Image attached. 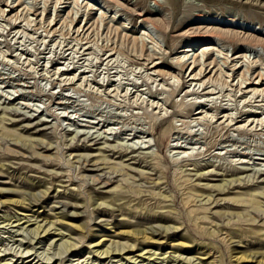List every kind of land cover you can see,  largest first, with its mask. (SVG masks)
<instances>
[{
	"label": "rangeland",
	"instance_id": "rangeland-1",
	"mask_svg": "<svg viewBox=\"0 0 264 264\" xmlns=\"http://www.w3.org/2000/svg\"><path fill=\"white\" fill-rule=\"evenodd\" d=\"M0 11V264H238L241 253L264 254V237L246 234L264 233V205L230 201L264 193V97L240 84L264 76V47L247 45L264 40V0H0ZM138 14L171 24L156 31ZM210 31L238 39L200 43L214 49L203 55L193 43ZM197 55L213 82L189 88ZM236 175L226 196L203 190ZM114 194L131 207L96 211ZM135 230L149 233L123 236ZM108 247L119 251L99 256Z\"/></svg>",
	"mask_w": 264,
	"mask_h": 264
},
{
	"label": "bare ground",
	"instance_id": "bare-ground-1",
	"mask_svg": "<svg viewBox=\"0 0 264 264\" xmlns=\"http://www.w3.org/2000/svg\"><path fill=\"white\" fill-rule=\"evenodd\" d=\"M76 1V0H75ZM63 2V1H62ZM155 2V1H154ZM62 4H64V3H62ZM159 4V3H158ZM158 4H156V5H158ZM159 5H161V4H159ZM6 6H8V5H6ZM15 6V5H14ZM91 7V6H90ZM91 8H93V7H91ZM14 9V8H13ZM93 10H94V8H93ZM14 10H12L11 11V13L13 12ZM30 11V10H29ZM1 12V11H0ZM5 12V11H4ZM4 12H2L3 14H4ZM148 12V11H147ZM31 13V12H30ZM142 13V12H141ZM36 14V13H35ZM38 14V13H37ZM149 14V13H148ZM16 15H18V13L16 14ZM23 15V14H22ZM71 15V14H70ZM69 15V16H70ZM138 15H140V14H138ZM58 16V15H57ZM142 18H144L143 20H144V23H150L152 26H153V28L154 29H156V31L157 30H162V31H167V29H169V26H170V24H168L166 21H165V19L164 20H160V21H151V20H149L148 18H147V16H145V15H140ZM202 16V15H201ZM16 17V16H15ZM28 17V16H27ZM26 17V18H27ZM74 17H76V16H74ZM200 18H202V17H200ZM16 19H18V18H16ZM28 19V18H27ZM68 19V18H67ZM67 19H66V21H67ZM57 20V19H56ZM72 20V19H71ZM74 20H75V18H74ZM73 21V20H72ZM76 21V20H75ZM146 21V22H145ZM199 21V20H198ZM70 21H69V19H68V23H69ZM203 22V21H202ZM29 23V22H28ZM73 24L75 23L74 21L72 22ZM147 23V24H148ZM51 24H53V23H51ZM63 24H64V22H63ZM66 24V23H65ZM202 24V23H201ZM203 24L205 25V24H207V25H214V26H222L218 21H210V22H203ZM68 25H71V23L70 24H68ZM67 25V26H68ZM49 26H50V24H49ZM54 26V25H53ZM89 26V25H88ZM94 26V25H93ZM223 26H234V23H233V21L232 22H230V23H226V24H223ZM54 27H56V25L54 26ZM64 27H66V26H64ZM69 27V26H68ZM67 27V28H68ZM72 27V26H71ZM84 27V26H83ZM66 28V29H67ZM70 28V27H69ZM81 28V27H80ZM93 28H95V27H93ZM71 29V28H70ZM75 29V28H74ZM84 29H86L85 27L82 29V32H84ZM92 29V28H91ZM51 30V29H50ZM64 30V29H63ZM72 30V29H71ZM94 30V29H93ZM213 30V29H212ZM56 31V30H55ZM67 31H70V30H67ZM81 30L80 29H78V32H80ZM90 31V30H89ZM168 31H170V30H168ZM51 32V31H50ZM49 32V33H50ZM74 32V31H73ZM159 32V31H158ZM211 32V31H210ZM227 32H229V31H227ZM69 33V32H68ZM167 33V32H166ZM208 33V32H207ZM207 33H205L204 35L202 34V35H200L197 39H196V41L193 43V45H194V47L196 48V47H199L198 45L201 43H206L207 41H209V40H211V39H217V40H219V39H221V40H223V39H226V40H229L230 42H235V41H237V39H238V37L237 36H233V35H228L226 32H224V31H217V32H211L210 34H207ZM71 34V33H70ZM76 34V33H75ZM78 34H80V33H78ZM235 34V33H234ZM199 35V34H198ZM197 35V36H198ZM236 35V34H235ZM264 35V34H263ZM172 36V35H171ZM263 37V36H262ZM249 38V37H248ZM255 38V37H254ZM171 40H172V38H170ZM251 40V39H250ZM250 40H248L249 41V43H247V45L249 44V45H251V47L255 50L257 47H264V40L263 39H258V37H257V39H255V40H251V42H250ZM220 41V40H219ZM175 44V43H174ZM173 44V45H174ZM240 44V43H239ZM246 45V46H247ZM175 46H176V44H175ZM207 46V44H204V45H202V46H200L199 48H201L202 49V54L203 55H208L209 53H210V50L211 51H213L212 49H210L208 46ZM84 47V46H83ZM86 48V47H85ZM72 49V48H71ZM90 49V48H89ZM184 49V48H183ZM258 49V48H257ZM73 50V49H72ZM86 50H88L87 48H86ZM264 50V49H263ZM74 51V50H73ZM191 52V50H190V47H185V49L183 50V53L184 54H189ZM257 52V51H256ZM182 53V52H181ZM115 55V54H114ZM210 55V54H209ZM189 56V55H188ZM113 56H110L108 59H110V58H112ZM240 56H238V58H239ZM242 57V56H241ZM185 58H187V57H185ZM193 58H194V56H193ZM107 59V61H110V60H108ZM196 60H194L195 61V63H196V65H194L195 66V68H191L192 69V71H191V73H190V75H189V77L188 78H190V81H189V83H186V84H190V82H192L191 84H190V86H189V88L190 87H192V86H194V88H196L198 85H200V84H202V85H205V83H206V81H209V83L212 81L211 80V76L208 78V79H205L208 75H210L211 73H212V70L207 74V72H208V69L209 68H206L205 70L204 69H201L200 70V72L198 73L197 72V69H198V67H199V65L198 64H201V60H200V56L199 55H197L196 56V58H195ZM207 59H208V56H207ZM185 60V59H184ZM180 61H181V58H180ZM179 61V62H180ZM182 63V62H181ZM181 63H179L180 65H182ZM186 63V62H185ZM184 63V64H185ZM208 63V62H207ZM152 64V69H154V68H158V67H160V66H162V64H159L158 62H152L151 63ZM178 64V63H177ZM186 64H188V63H186ZM205 65V64H204ZM217 65V64H216ZM237 65V64H236ZM183 66H185V65H183ZM193 66V65H192ZM235 66V65H234ZM203 67V66H202ZM207 67V66H206ZM209 67V66H208ZM237 68H238V65L236 66ZM248 67H250V66H248ZM184 68V67H183ZM201 68V67H200ZM249 69H251V67L249 68ZM69 69H67L66 71H65V69H63V71H62V75H71L69 72L71 71V70H73V69H71L70 71H68ZM182 70H184V69H182ZM232 70H233V68H232ZM238 70V69H237ZM59 72H60V70H59ZM235 72V71H234ZM246 72V71H245ZM244 72V73H245ZM61 73V72H60ZM248 73H249V70H248ZM261 73V72H260ZM259 73V74H260ZM207 74V75H206ZM216 74V73H215ZM236 74V73H235ZM246 74V73H245ZM243 75V74H242ZM241 75V76H242ZM220 76V75H219ZM223 76V75H222ZM240 76V77H241ZM245 77V76H244ZM253 77V76H252ZM75 78H76V75H75ZM74 78V79H75ZM64 79H66V78H64ZM63 79V80H64ZM69 79V78H68ZM73 79V78H72ZM71 79V80H72ZM218 79V78H217ZM216 79V80H217ZM222 79V78H221ZM243 79V78H242ZM67 80V79H66ZM70 80V79H69ZM220 80V79H219ZM244 81H241L242 83H240L241 84V89H243V85H245V87H244V89L247 91L245 94H247V95H257V96H263L264 97V89H262V87H264V76H261V75H259V76H257L255 79H248V78H246V79H243ZM65 81V80H64ZM73 81V80H72ZM67 82H70V81H67ZM78 82H79V80H78ZM213 82V81H212ZM250 82V83H249ZM22 84V83H21ZM186 84H185V86H186ZM71 85V84H70ZM240 86V85H239ZM25 87H26V85H25ZM261 88V89H260ZM182 90V89H181ZM206 90V89H205ZM204 90V91H205ZM203 91V92H204ZM180 93V92H179ZM210 94V93H209ZM213 94V93H212ZM208 95V94H207ZM214 95V94H213ZM179 96V95H178ZM211 96V95H210ZM254 96V97H255ZM61 99H63V97L61 98ZM60 99V100H61ZM65 100V99H64ZM69 100V99H68ZM74 100V99H73ZM72 100V101H73ZM72 101H70V102H72ZM66 102V101H65ZM57 103V102H56ZM58 103H59V101H58ZM68 103V102H67ZM76 103V102H75ZM75 103L73 104L74 106H75ZM63 104H64V102H63ZM202 104H203V102H202ZM70 105V104H69ZM77 105V104H76ZM196 105V104H195ZM198 105V104H197ZM72 106V105H71ZM184 106V105H183ZM183 106H182V108H183ZM194 106V105H193ZM193 106H190V105H187V106H185L186 108H189L190 107V109H191V107H193ZM73 107V106H72ZM181 107V106H180ZM179 107V108H180ZM185 107H184V109H182L183 111L185 110L186 111V109H185ZM194 108V107H193ZM181 109V108H180ZM199 110V109H198ZM179 111V110H178ZM183 111H181V112H183ZM191 111H192V109L190 110V113H191ZM180 112V111H179ZM202 112V111H201ZM200 111H199V113L200 114H198V113H196V114H198V115H201L202 113H201ZM184 113V112H183ZM228 116V115H227ZM227 116H225V117H227ZM229 119H232V118H229ZM5 120V119H4ZM233 121H234V119H232ZM9 121H12V120H9ZM207 121V120H206ZM229 121V120H228ZM1 122H3V120L1 119ZM5 122H3V124H4ZM2 124V123H1ZM261 124H262V122H261ZM264 124V123H263ZM230 126V125H229ZM0 129H1V131H4L5 129H4V127L3 126H0ZM6 134L7 135H9V136H12V137H14L13 135H12V133H10V132H6ZM164 134H166V131H165V133ZM176 134H177V132H176ZM181 134H183L185 137L187 136V138L188 137H191V135H192V132H189V131H187V132H184V133H181ZM4 135V134H3ZM178 135H180V134H178ZM197 135V134H196ZM196 137V136H195ZM193 138V137H192ZM179 139V138H178ZM178 139H176V140H178ZM197 139V138H196ZM18 140H21V139H18ZM43 140V139H42ZM27 141H29L28 139H26V142ZM30 142V141H29ZM32 142V141H31ZM30 142V143H31ZM44 143V145H46L45 144V141L43 142ZM33 144V143H32ZM31 144V145H32ZM39 144H40V142H39ZM234 144V143H233ZM43 145V144H42ZM38 146V145H37ZM39 146H41V145H39ZM50 146H52V145H50ZM43 148V147H42ZM46 150V149H45ZM49 149L47 148V151H48ZM46 151V152H47ZM49 151H51V149L49 150ZM208 152V151H207ZM76 156V155H75ZM82 157V156H81ZM84 158V157H83ZM128 158V157H127ZM134 159V158H133ZM98 161V160H97ZM102 162H104L103 161V159L101 160ZM95 163V162H94ZM96 165V164H95ZM3 171V167L2 166H0V172H2ZM207 173H209V171H207ZM261 174H262V172H261ZM228 175V174H227ZM242 175V174H241ZM189 176V175H188ZM195 176H199V178H205V176H207L206 175V171H201V170H199L198 171V173L195 175ZM194 176V177H195ZM225 176V175H224ZM237 176V175H236ZM232 177V176H231ZM230 177V178H231ZM234 177H235V174H234ZM233 178V177H232ZM247 178V177H246ZM263 178V177H262ZM234 179V180H233ZM232 180L231 179H229V181H227V180H223L222 182V184H224L225 182H226V184H224V185H216V186H210L209 184H207V185H205V187H204V189L203 190H205L206 191V188L208 189L209 188V190L211 191H213V189L215 190V192H218V195H223V196H226V192L228 191V190H226V189H230L231 188V186H230V184H232V183H234V182H237V183H239V181L242 179L241 177H238L237 176V178H233ZM198 180V179H197ZM227 183H229L228 185H227ZM241 183V182H240ZM204 186V185H203ZM230 186V187H229ZM211 188V189H210ZM47 190V191H46ZM50 190V188H47V189H45V192H48ZM202 190V191H203ZM192 191H197L196 189H192ZM201 191V192H202ZM200 192V193H201ZM230 191H228V193H229ZM43 193H44V191H43ZM49 193H50V191H49ZM196 193V192H195ZM1 194V193H0ZM206 193H204L203 192V194L201 193L199 196H198V198L200 197H202V196H204ZM47 195H48V193H47ZM186 195V197L187 198H185L184 199V205H185V207L187 208V209H189V207L192 205V202H191V197L192 196H190L189 195V193H187V194H185ZM165 197V196H164ZM211 197V200H212V195L210 196ZM233 197V196H232ZM247 197H250V200H248L247 201V199L245 198V196L244 195H237L236 196V198H234V199H231L230 201L234 204V205H244L245 203H248V205H250L251 207L250 208H254V210L255 209H257V210H260V209H258V208H262L263 207V205H264V203L262 202V201H260V199H262L263 198V200H264V193L263 194H260V193H253V194H251V195H249V196H247ZM167 198H169V197H167ZM166 197H165V200L167 199ZM209 198V197H208ZM100 199H103L102 201V203H99V205H98V207H97V209H96V211H98V212H103L104 213V210H106V208H107V210H108V208H109V206L108 205H113V206H117L118 208H119V211L120 212H122V209H125V208H128V207H131L130 205H129V201L128 202H126V203H123V204H120L122 201H124V200H126V198H121V197H119V196H117V195H109V196H104L103 198H100ZM205 199H206V197H205ZM210 199V198H209ZM164 200V201H165ZM211 200H210V202H211ZM168 201H170V200H168ZM204 201V200H203ZM247 201V202H246ZM208 202V201H207ZM212 203V202H211ZM215 203H216V200H215ZM3 205H19L20 207H22L23 206V202H20V201H4L3 203H2ZM105 204H107L106 205V207L105 206H103V205H105ZM116 204H119V205H116ZM76 205V204H75ZM196 205V204H195ZM213 205V204H212ZM237 206H235V207H237ZM72 207H74V205L72 206ZM71 207V208H72ZM76 208V207H75ZM77 209V208H76ZM80 209V208H79ZM169 209V208H168ZM113 210V209H112ZM190 210V209H189ZM257 210H256V212H257ZM170 211L171 212H173V209L171 210L170 209ZM197 209L196 210H193L192 212H191V215L192 214H194V216H196V213H197ZM61 214V213H60ZM74 214V213H73ZM76 215V214H75ZM68 216V215H67ZM72 216V215H71ZM9 215H7V216H5V218H6V221L7 220H9ZM62 219H68V218H65L66 216H65V214L64 215H62L61 214V216H60ZM236 217L238 218V221H241V223L242 222H251V223H255V218L254 217H252V216H250V214H247L246 216L245 215H241V214H237L236 215ZM11 218V217H10ZM206 219H209L208 217H206ZM245 219H248V220H246V221H244ZM12 220V218L9 220V221H11ZM18 221V220H17ZM32 220L30 219L29 221H27L28 223L29 222H31ZM166 221V220H165ZM198 221H199V223H204L205 221L203 220V219H201V218H199L198 219ZM163 222H164V220H163ZM18 223H20V222H18ZM52 224V226L55 224V223H51ZM62 224V223H61ZM230 224V223H229ZM62 225H64V224H62ZM65 226H71V227H73L75 230H77V231H82L83 230V228L81 227V226H75L74 224H65ZM41 227L42 226H37V228L35 229V231H37L38 233L40 232V231H42V232H45V234L47 233V231L49 232V228L48 229H42L41 230ZM51 227V226H50ZM152 229V228H151ZM172 229H178V228H172ZM222 231V230H221ZM263 230L262 229H260V228H253V229H251L250 230V232H247L246 234H252V235H256V236H263L264 237V233L262 232ZM34 232V231H33ZM37 232H36V234H37ZM149 233V232H148ZM148 233H147V231L146 230H142V231H138V230H135V231H132V232H127V233H124L123 234V236H125V237H128L129 239H131V240H135V241H139L140 239H142V238H144V239H146V237H147V235H148ZM220 233V231L219 230H214V231H212V235H218ZM44 234V233H43ZM150 235H152V236H156V233L155 232H152L151 231V234ZM142 237V238H141ZM147 240H149V238H147ZM151 240V239H150ZM67 243V242H66ZM99 243V242H98ZM154 244V243H153ZM155 244H157V243H155ZM73 245V244H72ZM135 245V244H134ZM129 246V247H127V249L128 248H134L135 246ZM69 246V245H68ZM68 246H67V248H68ZM71 247V246H70ZM110 247V246H109ZM107 248L106 250H104V251H101L100 253H99V256L100 255H106V256H109L110 254H112V252L114 253V252H118L119 250H113V251H111V247L110 248ZM117 247V246H116ZM186 247V246H185ZM189 247V246H188ZM241 247V246H240ZM115 247H113V249H114ZM119 248V247H118ZM117 249V248H116ZM95 252H97L98 253V251H95ZM234 252V251H233ZM121 252H119V254H120ZM238 253V252H237ZM117 254V253H116ZM242 255L240 256V257H237V256H235L237 259H235L237 262H238V264H241V263H258V264H264V254H255V253H252V254H247V253H241ZM115 255V254H114ZM122 255V254H121ZM118 256H120V255H118ZM239 256V255H238ZM122 257V256H121ZM29 258H31V257H29ZM100 258V257H99ZM109 258H111V257H109ZM259 259H261V260H259ZM214 263V262H213ZM6 264H8V263H6ZM24 264V263H23Z\"/></svg>",
	"mask_w": 264,
	"mask_h": 264
}]
</instances>
